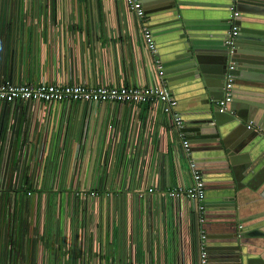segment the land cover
Returning <instances> with one entry per match:
<instances>
[{"label":"built area","instance_id":"built-area-1","mask_svg":"<svg viewBox=\"0 0 264 264\" xmlns=\"http://www.w3.org/2000/svg\"><path fill=\"white\" fill-rule=\"evenodd\" d=\"M239 15L230 3L229 59ZM157 51L142 0H0V264H13L19 229L36 228L41 241L50 213L67 226L62 211L83 219L101 200L124 209L119 224L131 234L132 196L173 211L177 239L193 243L186 264H209L205 181ZM233 68L219 113L231 111ZM146 108L168 115L187 183L171 186L163 166L149 165Z\"/></svg>","mask_w":264,"mask_h":264},{"label":"water","instance_id":"water-1","mask_svg":"<svg viewBox=\"0 0 264 264\" xmlns=\"http://www.w3.org/2000/svg\"><path fill=\"white\" fill-rule=\"evenodd\" d=\"M198 1L142 0V3L157 48L164 41L169 46L164 57L161 49L157 52L163 58L161 60L165 66V78L169 81L168 88L177 100V110L183 119L181 130L190 135L189 158L206 182L205 198L210 181L215 178V183L223 190L217 204L218 210L226 211L230 207L229 211L234 212L227 219L223 215L218 216L221 219L216 226L220 233L206 234V242L212 237L222 241L218 247L207 248L209 264H264L261 259L264 251L259 247L263 245L264 234L251 233L257 229H250L248 219L241 221L243 219L238 216L240 211L236 212V205L245 197H250L252 192L264 194V146L257 140V131L246 127V123L251 120L253 125L261 128V132L264 131L259 118L264 112L261 110L264 104H260L259 109L254 104L252 110L248 105L250 102H246L248 104L242 108L243 115L238 112L236 118L227 113H219L216 107V101L223 95L222 87L229 61L234 62L232 96L233 93L234 97L235 93L238 94L236 86L246 91L250 88L256 91H259V87L264 89V39L261 38L264 31L255 27V22L264 18V0H224V3ZM232 2L236 4L240 15L239 34L235 38L233 57L229 59L225 45H213L209 39L201 42V35L194 32L197 27L192 28V21L188 17L195 16V13L190 12L194 7L209 6L212 7L209 14L218 15V23H227L226 16L222 18L221 14L223 11L227 14V6ZM161 32L165 36H160ZM219 36L224 40L225 34ZM177 87L192 93L189 101H199L200 107L181 110L183 101L179 98L183 94ZM260 139H264V134L261 133ZM205 224L203 226L207 233ZM253 238H260V243ZM212 250H220L222 253L218 263L212 262L216 257Z\"/></svg>","mask_w":264,"mask_h":264},{"label":"crops","instance_id":"crops-1","mask_svg":"<svg viewBox=\"0 0 264 264\" xmlns=\"http://www.w3.org/2000/svg\"><path fill=\"white\" fill-rule=\"evenodd\" d=\"M194 1L199 2L198 0ZM218 1L212 0L209 3L225 2L224 0ZM210 8L212 7H194L190 12L195 13V16H189L188 18L192 21V28L197 27L194 32L201 35V42L209 39L213 45L223 46L224 40L219 35L225 34L226 36L228 23H218V15L209 14ZM188 13L186 12V14ZM221 15L222 18L227 16L224 11ZM255 23L258 30L264 31V18H260ZM160 36H165V34L162 33ZM261 38L264 39V36ZM167 45L168 43L164 41L161 47L158 48V50H162L163 57L167 47H169ZM159 57L161 58L160 55ZM161 59L163 60V58ZM165 79L168 85L169 81L167 78ZM177 88L183 94L179 98L183 101L180 105L181 110L200 107L199 101H189L192 93L182 90L183 87ZM236 88H238L236 89L238 94L235 93L234 97L233 93L232 101L229 103L232 105L228 107L231 111L227 113L228 115H233L236 118L235 114L238 112L242 114V108L248 104L246 102H250L248 105L252 110H254L255 105L259 109L260 104H264L263 87H259V91H256L255 88H252V90L250 88L247 91L242 90L239 86H236ZM238 95L240 96L237 97ZM261 110L264 111V109ZM247 111L249 112L248 108ZM247 111L245 112L247 113ZM141 116L143 120L148 117L151 123L152 145L148 153L149 165L155 169L158 166H163L164 171L168 174L171 186L178 183H187L188 173L185 159L180 156L178 139L174 129L169 125L168 115H163L159 110L152 113L146 108ZM259 118L264 128V112ZM259 129L257 140L264 146V139H260L261 133L264 134V131L261 132V128ZM185 134L187 137L190 136L188 133ZM215 180V178L211 179L205 198V217H207V221L204 224L206 223L207 233L205 232V234H208V236L220 233L216 226L218 220L221 219L218 218L219 215H223L225 216L224 219H227V216L234 214L233 211H229L230 207L226 208V211L218 210L217 204L222 198L223 190L219 189L220 186L215 183ZM263 195L261 192H252L250 197H245L238 204L236 203V212L240 211V214L242 212L241 215L238 214L243 219L241 221L248 219L249 228L257 229L251 231V233L259 232L260 235L264 234ZM225 197H228V195ZM111 202L109 200L105 203L101 200L94 207L88 205L85 213L83 212V219L76 217L79 215L78 212H76L75 217H72V215L62 211L67 226L59 224L56 221L55 214L50 213L41 241L36 238L38 234L36 228L27 230V226H25V229H19L15 233L12 244L16 249L15 254H13V264H181V262L186 264L188 252L193 249V243L189 242L185 236L182 237V241L177 239L178 233L175 230L176 222L173 211L164 210L154 196L145 199L132 196L129 206L132 233L128 234L119 224L123 219L124 209L116 207L114 211V208H111ZM55 210L56 208L52 209V211ZM127 213L129 214L128 209ZM254 223H258V225L252 226ZM255 226L256 228H254ZM262 239L263 245L259 247L264 251V238ZM255 240L260 243L261 239L256 238ZM206 244L207 248H214L220 246L222 241L212 237L208 239ZM252 244L254 245V243ZM212 253L216 255L212 262L218 263V260L222 259L221 251L212 250ZM261 259L264 261V256Z\"/></svg>","mask_w":264,"mask_h":264}]
</instances>
